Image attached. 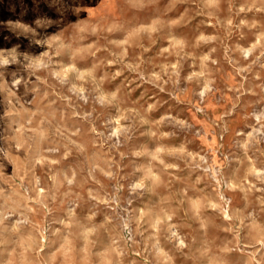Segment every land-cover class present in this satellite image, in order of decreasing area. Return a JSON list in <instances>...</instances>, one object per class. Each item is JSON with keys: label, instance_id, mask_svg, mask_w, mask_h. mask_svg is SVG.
Instances as JSON below:
<instances>
[{"label": "rangeland", "instance_id": "rangeland-1", "mask_svg": "<svg viewBox=\"0 0 264 264\" xmlns=\"http://www.w3.org/2000/svg\"><path fill=\"white\" fill-rule=\"evenodd\" d=\"M0 264H264V0H0Z\"/></svg>", "mask_w": 264, "mask_h": 264}]
</instances>
